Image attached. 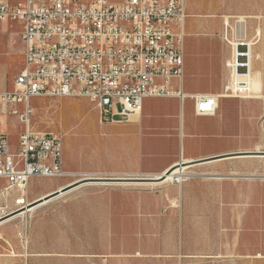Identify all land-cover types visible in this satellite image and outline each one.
I'll list each match as a JSON object with an SVG mask.
<instances>
[{"label": "crops", "instance_id": "obj_1", "mask_svg": "<svg viewBox=\"0 0 264 264\" xmlns=\"http://www.w3.org/2000/svg\"><path fill=\"white\" fill-rule=\"evenodd\" d=\"M9 1L11 3L22 2V0ZM185 12L183 73L180 81L177 79L171 81L174 88L181 91L182 96L146 97L169 98L178 101L179 111L170 114L166 121V123H171L170 126L162 130H149L155 131V135L149 133V136H155L157 139H115L116 142L119 141L120 143H114L111 139H87L84 145H81L82 139H79L78 156L74 157L75 166L78 165V168L82 171L83 169L93 168L91 172L90 170L86 172L74 171L67 165L64 159L66 156L62 141V168L67 174L66 176L81 174L85 177H132L129 172H133L137 168L141 173L151 174L152 177H155V175L161 174L162 171L164 172L175 164L180 157L181 159H188L186 161L206 158H199L195 153L202 150V148L208 154L215 153L207 157L227 154H216L217 151L221 152L225 148V139H189L187 135L191 133L195 123L211 122L212 124L221 121L222 118L213 117L218 107L223 112L233 104L232 100L227 99L228 97L223 98L220 96H228L227 91H232L230 86V83H232V66L229 62H232L235 45L238 41H243L248 47L247 58L249 59L250 73L253 79L256 81L260 77L261 65L264 68V0H185ZM3 22L7 24L14 21L5 20ZM18 23L20 25L18 37L21 41L22 26L20 22ZM252 62L253 70L251 72ZM6 73L0 71V91L12 87V78L15 74L10 79L8 86ZM262 91L263 93L260 92L258 83L255 88L245 95L264 96V87ZM197 94L216 97V108L213 114L197 115L195 113L193 97ZM186 98L191 101L188 113L185 114L184 102ZM238 104L240 127H245L248 121L257 122V111H264V107H260L259 102L252 101L249 98L239 99ZM19 108L21 109V105H19ZM252 115L254 119H250ZM203 116L205 117L202 118ZM153 118V115H148V119ZM143 119L142 105L136 121H130L129 119L127 122L122 123L108 122L102 120L99 116V121L102 123L114 125L134 123L140 125V127ZM159 120L162 119L159 118ZM176 121V124L172 123ZM260 122L264 127V117L260 119ZM16 123L19 127L16 126ZM251 126H256V124ZM11 127H16V137L23 130V125L16 116L0 112V131L8 137ZM176 129L180 132V139H158L159 136H166ZM142 140L145 146L150 149L149 151H144ZM8 142L13 148L16 146L17 139H15L14 146L10 144L9 138ZM152 151H155V153ZM250 151L259 150L253 149ZM243 157L258 158L264 157V155H243ZM228 158L230 157L217 158L190 164L189 166L220 164ZM249 175L251 174H245L241 179L242 182L237 186L239 209L237 216L238 264H264V189L262 185L252 183ZM228 177L223 174L193 175L178 187L172 185L157 192L144 191L140 193L128 189L131 186L129 184L133 183L88 182L80 184L72 191L82 186H97L96 184H98V186H107L108 194L102 200L101 197L94 195L93 197L88 196L77 200H67L62 202V205L56 203H54L55 205H48V202L56 199L53 198L39 207L30 220L31 239L37 238L38 235L40 236L38 238L45 239L52 231L59 233L61 239L67 240V242L63 241L55 247L52 246V248H48L49 245L44 243L41 245L42 248L46 247L48 249L32 250L30 256L53 259L61 257L67 264H133L132 262L140 264H174L175 259L170 257L175 256V250L163 248L157 242L166 237L169 238L170 233L161 229L156 230L154 228L152 231L144 230L140 233L142 239L152 241V243H143L142 248L137 250V256L134 251L126 252L117 247V225L119 222L121 224H128L129 222L127 219L119 221L121 217H128L126 215L119 217L118 200H120V209L122 207L125 210L131 209L130 204L136 201L140 206L145 207L149 214L151 211L155 212L157 210L159 213L160 208L162 206L167 207L172 199L179 200L181 207H183L178 217L180 231L176 235L171 233L170 238L172 240L176 237L184 239L187 237L188 223L196 222L197 225L208 223V220H205L204 217L211 215L213 219L212 221L209 219V222L219 224L221 227L229 222L227 214L230 186L225 181ZM62 178L64 177L54 179ZM246 180H249V183ZM29 183V198L34 199L30 197ZM154 183L157 184L158 182ZM120 188L126 194L119 196L114 192ZM59 197L61 196L57 198ZM166 211L165 216L159 217L160 221L163 218L164 220L170 218L172 210L167 208ZM187 217H202L203 219L190 221ZM102 224L105 225L104 237ZM70 232L77 233L76 240L67 238V236L70 237ZM198 232L195 238L223 237L222 231H215L213 235L208 237L203 236L208 232ZM103 238L105 240L104 246L102 243Z\"/></svg>", "mask_w": 264, "mask_h": 264}, {"label": "built area", "instance_id": "obj_2", "mask_svg": "<svg viewBox=\"0 0 264 264\" xmlns=\"http://www.w3.org/2000/svg\"><path fill=\"white\" fill-rule=\"evenodd\" d=\"M185 18V0H0V22H20L23 44L22 68L0 91V112L23 125L13 148L0 131V221L26 223L32 178L67 175L62 138L33 129L30 99L85 98L122 123L146 97H181L171 81L183 73ZM193 99L197 115L214 113L215 96Z\"/></svg>", "mask_w": 264, "mask_h": 264}, {"label": "rangeland", "instance_id": "obj_3", "mask_svg": "<svg viewBox=\"0 0 264 264\" xmlns=\"http://www.w3.org/2000/svg\"><path fill=\"white\" fill-rule=\"evenodd\" d=\"M20 25L18 22H10L5 24L0 22V71L7 72V85L10 84V79L22 65V44L18 37V31ZM231 68V67H230ZM253 70V62L251 64V72ZM260 77L256 79L259 83L260 92L263 93L264 87V68L261 65ZM255 81V79H254ZM255 81V82H256ZM257 91V90H256ZM228 97L233 101V104L229 106L228 110L221 112L219 107L213 117L222 118L221 121L215 123L200 122L194 124L191 133H188L189 139H225V148L219 153H242L253 149L264 151V127L262 126L260 119L264 117V111H257V122L248 121L245 127L239 126V99L249 98L252 101H257L261 104L260 107H264V96H243L239 92H232L228 90ZM190 99L186 98L184 102L185 114L188 113V107ZM30 106L32 107L33 114L31 116V125L34 130L52 132L62 138L65 162L74 171L86 172L93 170L83 169L80 170L78 165L75 166V160L78 156L79 139H82V144L87 139H101L96 138L93 135H101L103 139H111L114 143L115 139H157L155 131L149 130H162L165 127L170 126L171 123H166L170 114L179 111L178 101H173L169 98H145L142 103V111L144 115L142 126L134 123L123 124H106L99 121V111L95 103L80 97H32L30 99ZM153 115V119H148V115ZM222 115V117H221ZM198 117V116H195ZM203 116L202 118H204ZM161 118L162 120H159ZM250 119H254V116H250ZM174 124L176 122H172ZM214 124V125H213ZM256 124V126H251ZM210 125V126H209ZM16 126L19 125L16 123ZM213 127V128H212ZM16 128V127H15ZM11 127L8 138L10 144L15 145L16 129ZM110 128V129H109ZM180 132L178 129L171 132L166 136H159L158 139H180ZM144 151H149L142 140ZM155 153V151H152ZM200 157H207L215 153H207L204 148L195 152ZM74 155V156H73ZM244 154H235L229 156L227 160L220 164H208L199 166H189L184 170V173L188 176L184 178L181 176V182L179 184L171 181L164 184H149V183H133L129 184V190L140 192H157L165 189L166 187L176 185L180 186L184 181L190 179L193 175L206 176L209 174H223L229 176L226 178V183L230 186V197L228 204V218L229 222L221 227L219 224H215L212 221V215L204 217L208 220V223L197 225L196 222L188 223L187 237L179 239L176 237L174 240L170 238L171 233H178L180 230L179 214L182 212L183 207L179 200L172 199L167 207L160 208L155 212L149 214L147 209L140 206L136 201L131 203V209L127 210L124 207L121 208L120 200L119 205V221L121 219H127L128 224L117 225L118 239L117 247L122 248L123 251H134L136 256L137 250H140L143 243H152V241H146L142 239L140 233L144 230H154V228L161 229L169 234V238L159 240V244L168 250H175V256L170 257L175 259L174 264H238V201H237V186L242 182L245 174H251L249 179H252V183L262 185L264 189V157L258 158H244ZM181 157L177 162L181 161ZM187 166V165H184ZM132 177L148 176L151 174L141 173L137 168L133 172H129ZM160 173V172H159ZM163 173V171H162ZM247 176V177H249ZM114 177V176H113ZM218 177V176H217ZM85 178L81 174L66 176L62 179L38 177L30 180L29 190L31 198H39L47 193H50L59 187ZM255 179V180H253ZM249 183V180H246ZM97 186H82L70 193H67L59 198L53 199L48 202V205H62L61 203L67 200H77L85 197H93L94 195L101 197V200L108 194V188L104 185L96 184ZM116 194L124 195V191L120 189L115 190ZM145 206V205H144ZM169 208L172 210L170 218L160 221V216H165L166 210ZM38 210H34L26 223L21 222L18 218H14L9 222H5L0 225V264H67L63 261V258H49V257H35L30 256L32 250H45L55 247L59 243L67 240H62L61 235L56 232H52L47 235L45 239H40L39 235L31 239L30 235V220ZM264 215V214H263ZM148 219V220H147ZM190 221H197L203 219L202 217H187ZM104 224H102L103 237H104ZM198 231L208 232L203 236L213 235L215 231H222L223 237L219 238H195ZM67 238L76 240L77 233L70 232ZM192 236V237H191ZM70 241V240H68ZM72 242V241H71ZM49 245L48 248H42V244ZM103 246L105 240H102ZM133 252V253H134ZM133 264H140L132 262Z\"/></svg>", "mask_w": 264, "mask_h": 264}, {"label": "water", "instance_id": "obj_4", "mask_svg": "<svg viewBox=\"0 0 264 264\" xmlns=\"http://www.w3.org/2000/svg\"><path fill=\"white\" fill-rule=\"evenodd\" d=\"M247 51H248V47L246 45V43H244L243 41H238V43H236L235 45V60H236V64H238L235 67V72L238 74H245L247 73V67L244 65L247 63ZM235 154H244V155H264V151H246V152H242V153H231V154H223V155H217V156H212V157H206L203 159H198L195 161H179L176 162L175 164L171 165L169 168H167L161 175L157 176V177H99V176H94V177H85L82 179H79L77 181H74L72 183H69L67 185H64L50 193H47L46 195H44L43 197H39L37 199H35L34 202H41L43 199L44 200H48L50 198H53L55 196L60 195L61 193H64L72 188H74L75 186H78L80 184L83 183H88V182H94V183H154V182H159L164 178L165 174L170 173L173 168L175 166H179V165H190V164H196L199 162H205L208 160H214L217 158H225V157H229Z\"/></svg>", "mask_w": 264, "mask_h": 264}, {"label": "bare ground", "instance_id": "obj_5", "mask_svg": "<svg viewBox=\"0 0 264 264\" xmlns=\"http://www.w3.org/2000/svg\"><path fill=\"white\" fill-rule=\"evenodd\" d=\"M235 54L236 53L234 52L233 58H232V62H229V64H231V66H232V83H230V86H231L233 92H239V93H243V94H248L253 88L256 87V85H258V83L254 81V79H253V77H252V75L250 73V67H249L250 64H249V59L248 58H247V63L244 64L247 67V73L238 74V73L235 72V67L238 65V64H236ZM246 56H247V54H246ZM243 96H246V95H243ZM247 96H249V95H247ZM137 115H138V113H133V114L129 115L130 121H136ZM93 136L96 137V138L103 139V137H101V135H97V136L93 135ZM186 160H188V159H182V161H186ZM187 167L188 166H183V165L175 166L173 168V170L170 173L165 174L164 178L161 181H159L157 184H164V183H167L169 181H173L175 176H177L179 179H182L181 176L184 175L183 179H185L188 176V174L184 173V170ZM161 174H159V175H161ZM159 175H155V177H157ZM74 188H76V186ZM74 188H72V189H74ZM72 189H70V190L72 191ZM70 190H68V191H66L64 193H61L58 196L65 195L66 193H69ZM43 196H41V197H43ZM58 196H55L53 198H57ZM53 198H50L48 200H44L43 199L41 202H34V203H32L29 206V208L34 211L35 209H38L39 207H41L42 205L46 204L49 200H51ZM14 218L15 217L12 216L10 218H7L6 220L4 219L5 221L4 220L0 221V225H2L5 222H9L10 220H12Z\"/></svg>", "mask_w": 264, "mask_h": 264}]
</instances>
